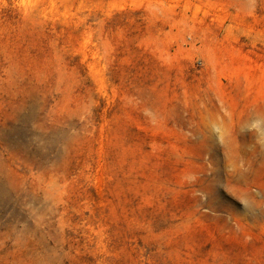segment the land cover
I'll list each match as a JSON object with an SVG mask.
<instances>
[{
    "label": "rangeland",
    "instance_id": "obj_1",
    "mask_svg": "<svg viewBox=\"0 0 264 264\" xmlns=\"http://www.w3.org/2000/svg\"><path fill=\"white\" fill-rule=\"evenodd\" d=\"M0 264H264V0H0Z\"/></svg>",
    "mask_w": 264,
    "mask_h": 264
}]
</instances>
